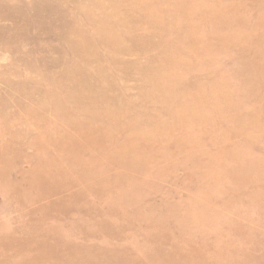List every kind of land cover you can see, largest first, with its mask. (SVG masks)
<instances>
[{
    "label": "rangeland",
    "instance_id": "rangeland-1",
    "mask_svg": "<svg viewBox=\"0 0 264 264\" xmlns=\"http://www.w3.org/2000/svg\"><path fill=\"white\" fill-rule=\"evenodd\" d=\"M0 264H264V0H0Z\"/></svg>",
    "mask_w": 264,
    "mask_h": 264
}]
</instances>
